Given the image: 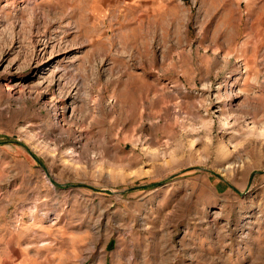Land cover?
Wrapping results in <instances>:
<instances>
[{"label": "rangeland", "instance_id": "obj_1", "mask_svg": "<svg viewBox=\"0 0 264 264\" xmlns=\"http://www.w3.org/2000/svg\"><path fill=\"white\" fill-rule=\"evenodd\" d=\"M0 264H264V0H0Z\"/></svg>", "mask_w": 264, "mask_h": 264}]
</instances>
